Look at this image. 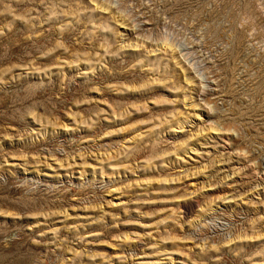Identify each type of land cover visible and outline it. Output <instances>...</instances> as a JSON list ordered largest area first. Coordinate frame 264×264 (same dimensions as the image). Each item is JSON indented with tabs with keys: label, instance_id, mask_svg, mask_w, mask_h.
<instances>
[{
	"label": "rangeland",
	"instance_id": "374dc122",
	"mask_svg": "<svg viewBox=\"0 0 264 264\" xmlns=\"http://www.w3.org/2000/svg\"><path fill=\"white\" fill-rule=\"evenodd\" d=\"M0 264H264V0H0Z\"/></svg>",
	"mask_w": 264,
	"mask_h": 264
}]
</instances>
